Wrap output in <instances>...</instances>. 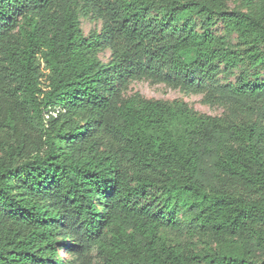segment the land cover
I'll list each match as a JSON object with an SVG mask.
<instances>
[{
	"label": "trees",
	"instance_id": "16d2710c",
	"mask_svg": "<svg viewBox=\"0 0 264 264\" xmlns=\"http://www.w3.org/2000/svg\"><path fill=\"white\" fill-rule=\"evenodd\" d=\"M235 1L0 0V264H264V0Z\"/></svg>",
	"mask_w": 264,
	"mask_h": 264
},
{
	"label": "rangeland",
	"instance_id": "374dc122",
	"mask_svg": "<svg viewBox=\"0 0 264 264\" xmlns=\"http://www.w3.org/2000/svg\"><path fill=\"white\" fill-rule=\"evenodd\" d=\"M228 6L233 9L240 5V1L227 0ZM241 7V6H240ZM246 10V8H243ZM81 27L83 33L89 36L93 32H100L102 28V21L95 16H84L81 15ZM213 30L218 34L225 33L224 25L219 22L213 27ZM231 40L235 43V34L231 35ZM99 57L104 64H107L111 59L110 49H105L99 53ZM238 71H233L232 73L226 71H220L218 77L221 82H229L235 80ZM124 97H130L133 95H140L148 99H161L167 101H173L175 99L183 100L193 106L196 110L207 113L210 115H222L224 113V108L219 104H205L203 100V94L201 93H184L179 89H173L166 86L163 83H151L145 79H134L131 80L124 90ZM199 247H201L199 245ZM64 251H59V256H62Z\"/></svg>",
	"mask_w": 264,
	"mask_h": 264
}]
</instances>
